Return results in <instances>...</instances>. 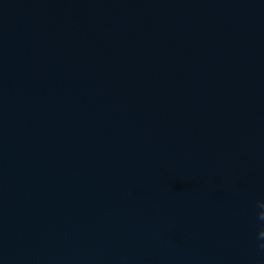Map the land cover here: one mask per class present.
<instances>
[{
    "label": "water",
    "instance_id": "obj_1",
    "mask_svg": "<svg viewBox=\"0 0 264 264\" xmlns=\"http://www.w3.org/2000/svg\"><path fill=\"white\" fill-rule=\"evenodd\" d=\"M264 0H0V264H264Z\"/></svg>",
    "mask_w": 264,
    "mask_h": 264
},
{
    "label": "clouds",
    "instance_id": "obj_2",
    "mask_svg": "<svg viewBox=\"0 0 264 264\" xmlns=\"http://www.w3.org/2000/svg\"><path fill=\"white\" fill-rule=\"evenodd\" d=\"M258 203H259V207L261 209H264V200L259 201ZM259 216H260L261 219H264V216H261V215H259ZM259 237L261 238V241H262L261 246L264 247V227H262L260 229V231H259Z\"/></svg>",
    "mask_w": 264,
    "mask_h": 264
}]
</instances>
